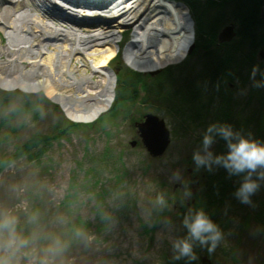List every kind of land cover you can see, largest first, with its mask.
<instances>
[{"label": "rangeland", "instance_id": "rangeland-1", "mask_svg": "<svg viewBox=\"0 0 264 264\" xmlns=\"http://www.w3.org/2000/svg\"><path fill=\"white\" fill-rule=\"evenodd\" d=\"M73 1L79 7L99 8L106 0ZM173 1L187 9L195 41L188 5L184 0ZM3 2L0 0V8L6 6ZM260 2L264 19L263 0ZM74 23L82 28L88 26L78 19ZM229 25H222L220 30ZM130 39L131 29H127L108 67L114 73L115 88L119 67L141 74L137 90L130 95L131 100L115 108L112 103L94 122L71 121L43 91L0 89L21 95L0 107V158L13 155L34 133L54 134V123L59 120L54 108L62 112L67 123L75 125L68 128L64 123L63 133L38 157L33 158L41 147L0 167V264H165L185 252L193 241L197 242L196 264H202L203 259L209 264H264V228L250 217L231 214L229 228L218 236L220 244L211 251L213 257L204 252L208 222L202 212L203 180L210 160H221V151L215 150L219 141L213 139V127L197 123L186 111L195 109L191 106L174 109L160 107L155 101L152 105L143 103L148 88L163 71L186 62L188 65L181 68L192 66L191 73L186 71L188 79H193L202 69L196 65L201 60L186 54L182 61L156 72H137L122 59V50ZM0 44H5L1 31ZM196 49L194 46L191 53ZM262 54L260 61H264ZM250 86L252 82L242 88L239 100L246 99ZM39 94L50 104L39 105L35 115L32 112L6 117L19 100L25 96L35 99ZM211 106L207 108H216ZM110 109H116L112 119H108ZM125 109L131 111L126 113ZM262 112L264 117V107ZM147 113L162 118L170 131V146L159 158L148 155L133 125ZM132 141L137 142L134 147L130 145ZM247 154V158L240 155L248 168L246 174L249 178L260 175L264 151ZM255 185L256 182L250 185L249 194Z\"/></svg>", "mask_w": 264, "mask_h": 264}, {"label": "trees", "instance_id": "trees-1", "mask_svg": "<svg viewBox=\"0 0 264 264\" xmlns=\"http://www.w3.org/2000/svg\"><path fill=\"white\" fill-rule=\"evenodd\" d=\"M184 1L194 20L197 35L194 41L197 49L187 57L199 58L201 63L196 65L201 66L202 69L195 73L193 79H188V74L193 70L192 66H188L190 67L188 69L186 67L185 70L181 68L183 65H188L186 62L174 69L163 71L155 79V83H152L151 88H148L147 98L144 97L143 103L152 105L155 101L160 107L166 105L165 107L174 109L211 105L219 107L214 110L186 109L198 121L197 123L213 127V136H215L213 139L221 142L216 143L215 149L221 151V160L217 158L210 160L208 174L203 180L204 211L202 212L205 221L208 222V231L204 234L207 249L204 252L212 258L211 251L220 244L218 236L230 226L231 214L239 218L250 217L257 225L264 228V176L262 177L264 167L260 169V175L249 178L246 174L248 168L243 165L244 160L240 156L247 158L249 151L253 153L264 151L262 112L264 61L259 59L260 52H264V19L261 15L260 0ZM230 23L236 24L235 38L229 43L219 42L218 34L221 26ZM117 71L112 108L128 99L131 100L130 95L135 94L136 85L139 84L142 76L123 66ZM248 82H252L253 86H250L246 92V99L241 98V101L239 100L241 90ZM187 83L188 86L185 85ZM170 88L175 91H170ZM14 98L17 100L21 98L18 91L9 93L0 91V107L8 105ZM42 103L50 104L42 94L35 99L25 96L6 117L11 119L32 112L35 115ZM53 110L59 116V120L54 123V134H32L16 148L13 155L0 158V167L41 147V151L33 158L38 157L52 140L59 138V133H63V124L67 122L60 110L55 108ZM125 110L126 113L131 111V109ZM115 112L116 109H110L108 115L111 116L108 119H112ZM140 119L138 118V121ZM66 125L68 128L75 127L70 123ZM208 136L212 137L211 132ZM253 182H256V185L253 193L249 194L251 192L249 187ZM196 246V241L191 242L185 252L169 258L165 264H196Z\"/></svg>", "mask_w": 264, "mask_h": 264}, {"label": "bare ground", "instance_id": "bare-ground-1", "mask_svg": "<svg viewBox=\"0 0 264 264\" xmlns=\"http://www.w3.org/2000/svg\"><path fill=\"white\" fill-rule=\"evenodd\" d=\"M3 4L0 89L43 91L76 123L94 122L111 107L115 80L108 62L127 29L131 39L122 59L142 73L182 61L194 42L187 9L173 0H106L99 8L60 0ZM76 19L88 26L80 27Z\"/></svg>", "mask_w": 264, "mask_h": 264}, {"label": "water", "instance_id": "water-1", "mask_svg": "<svg viewBox=\"0 0 264 264\" xmlns=\"http://www.w3.org/2000/svg\"><path fill=\"white\" fill-rule=\"evenodd\" d=\"M5 1V0H1ZM65 4L73 7H79L73 0H60ZM55 10H59V15L64 13L58 9L56 6ZM262 8H264V0L262 2ZM75 21V20H74ZM73 21V22H74ZM235 37L234 27L232 25L226 26L218 34V39L222 43H228ZM194 46L191 45L187 51V54H190ZM261 59H263L262 52L260 53ZM137 135L140 139L142 146L145 148L146 152L152 158H159L165 154L168 147L170 146L171 138L170 131L165 124V121L159 116L147 113L141 121H136L134 123ZM136 141L130 143L131 147L136 145ZM202 264H209L207 260H202Z\"/></svg>", "mask_w": 264, "mask_h": 264}, {"label": "flooded vegetation", "instance_id": "flooded-vegetation-1", "mask_svg": "<svg viewBox=\"0 0 264 264\" xmlns=\"http://www.w3.org/2000/svg\"><path fill=\"white\" fill-rule=\"evenodd\" d=\"M209 107V106H208ZM213 106H211V108H212ZM210 108V109H211ZM195 109H209V108H207V106H203V107H198V108H195ZM215 109H218V107H216Z\"/></svg>", "mask_w": 264, "mask_h": 264}]
</instances>
